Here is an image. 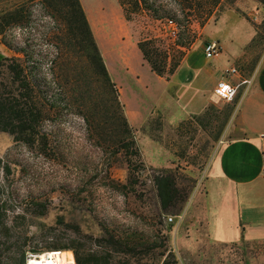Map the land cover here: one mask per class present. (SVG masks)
<instances>
[{
    "label": "rangeland",
    "instance_id": "rangeland-1",
    "mask_svg": "<svg viewBox=\"0 0 264 264\" xmlns=\"http://www.w3.org/2000/svg\"><path fill=\"white\" fill-rule=\"evenodd\" d=\"M87 1L96 8L103 3L107 20L116 15L112 0ZM120 1L115 0L117 11L138 55L130 63L109 62L116 69L112 72H120L113 76L107 71L112 94L89 58L86 36L71 25L75 0H0V14H29L23 22L11 23L5 38L31 52L38 63L35 90L48 100L43 128L50 133L40 151L0 130V264H19L30 252L51 249L71 250L76 264H253L236 245H215L213 259L199 262L195 252H175L171 233L176 215L200 190L206 167L228 138L242 88L230 101L218 100L212 92L193 113L176 114L164 97L151 99L146 93L156 86L148 77L158 74L138 43L150 42V56L163 70L158 76L170 78L187 52L202 51L209 26L228 11L256 31L246 46L245 66H228L250 76L264 49V0H221L203 25L191 16L184 47L176 44L166 19L152 17L135 0H122L127 20ZM191 2L204 11L206 1ZM104 28L107 32L111 27ZM57 53L58 62L50 69ZM11 56L25 68L31 64L22 52L7 48L0 35V57ZM133 68L136 77L126 75ZM138 85H146V92L136 96L131 90ZM127 110L138 115L137 127ZM148 152L154 156L148 159ZM161 176L168 177L171 199L166 208L157 191ZM167 216L173 220L167 222Z\"/></svg>",
    "mask_w": 264,
    "mask_h": 264
},
{
    "label": "crops",
    "instance_id": "crops-1",
    "mask_svg": "<svg viewBox=\"0 0 264 264\" xmlns=\"http://www.w3.org/2000/svg\"><path fill=\"white\" fill-rule=\"evenodd\" d=\"M79 2L107 71L120 76V72L111 71L116 69L109 62L130 63L138 51L115 0L110 5L116 15L109 16V20L103 18L107 10L103 3L96 8L87 0ZM105 25L111 27L107 32ZM255 35L256 31L244 18L223 12L206 33L208 41L217 40L221 45L217 56L207 59L202 51H189L170 78L151 73L148 78L156 86L146 92V85L142 88L138 85L142 90L134 87L131 93L137 96L140 91L146 92L151 99L164 97L173 104L176 114L189 115L207 103L208 94L213 92L229 63L245 66L246 46ZM255 63L250 76L244 77L250 83L236 106L228 138L222 141L206 167L202 187L172 224L175 252L181 255L195 252L199 254V262L203 258L204 262L206 258L213 259L215 245H236L253 264H264V167L259 150V136L264 133V49ZM135 73L134 68L131 72L126 70L130 77H136ZM169 87L174 88L173 94ZM127 118L137 127L138 115L127 110ZM147 156L149 159L154 155L148 152Z\"/></svg>",
    "mask_w": 264,
    "mask_h": 264
},
{
    "label": "trees",
    "instance_id": "trees-1",
    "mask_svg": "<svg viewBox=\"0 0 264 264\" xmlns=\"http://www.w3.org/2000/svg\"><path fill=\"white\" fill-rule=\"evenodd\" d=\"M163 1V4H156V0H135V6L150 12L152 17L156 19H169L174 21L179 29L175 35L176 44L182 47H184L182 42L184 35L189 31L190 17L199 19L200 25H203L212 15L214 8H217L221 2V0H204L206 1V6L204 11H200V9L193 7L191 0ZM120 3L125 13V18L129 20L126 3L122 0ZM198 4L201 6V3ZM75 6V17L77 19L73 17L71 19V25L76 31L78 30V32L86 36L87 47L85 49L90 51L89 58L93 63L98 65L101 74L108 82V87L110 86V92L115 94V90L112 89L113 86L109 80L106 66L78 0H75ZM177 14L181 15V18H178ZM28 15V13L23 14V10H14L7 14H0V35L2 36V43L9 49L22 52L27 56L28 62L31 61V64L28 63L27 68H25L13 56L0 57V74L2 76L0 78V130L12 134L15 142L30 144L38 147L40 151H43L46 149V141L50 133L43 128V122L48 117L46 110L48 100L44 96L40 99L39 94L37 95L36 93L38 91L35 90L37 82L34 79L33 71L39 67L38 63L33 62L31 52L12 45L5 38L7 27L15 21L16 23L23 22ZM149 43V41H139L138 48L142 52L143 58L151 65V69L162 76L163 70L158 68L147 49V44ZM58 59L57 53L51 60L52 66H50V69L55 67ZM167 178V176H161L156 180L158 196L164 208L170 205L169 201L171 199L168 194L170 190L166 181ZM24 259H21L19 264H24Z\"/></svg>",
    "mask_w": 264,
    "mask_h": 264
},
{
    "label": "built area",
    "instance_id": "built-area-1",
    "mask_svg": "<svg viewBox=\"0 0 264 264\" xmlns=\"http://www.w3.org/2000/svg\"><path fill=\"white\" fill-rule=\"evenodd\" d=\"M166 25L169 27L170 32L176 35L178 32L176 23L166 19ZM202 52L207 59H212L221 52V45L217 40L207 41L203 45ZM235 77L238 79L236 80ZM249 83L250 79L242 77L237 67L230 66L224 70L222 78L213 88V95L218 100L230 101L236 97L241 88L243 92L246 91ZM259 140V150L264 167V133L260 134ZM172 220V216L166 217L167 222H171ZM24 264H76V262L71 250L51 249L40 252H30L26 255Z\"/></svg>",
    "mask_w": 264,
    "mask_h": 264
}]
</instances>
